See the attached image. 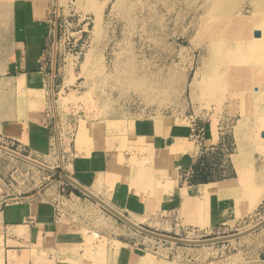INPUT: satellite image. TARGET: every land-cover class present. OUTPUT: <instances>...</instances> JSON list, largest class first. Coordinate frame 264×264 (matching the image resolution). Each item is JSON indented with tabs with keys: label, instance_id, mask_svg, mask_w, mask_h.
I'll use <instances>...</instances> for the list:
<instances>
[{
	"label": "rangeland",
	"instance_id": "rangeland-1",
	"mask_svg": "<svg viewBox=\"0 0 264 264\" xmlns=\"http://www.w3.org/2000/svg\"><path fill=\"white\" fill-rule=\"evenodd\" d=\"M48 4L41 73H31L33 79L25 84L14 73L12 88L0 82V108H8L0 110V143L56 171L0 150V200H55L59 220H68L82 235L91 258L108 246L111 253L121 248L131 254L125 264H264V226L234 240L177 244L132 228L63 177L78 179L84 171L77 166L80 155L105 149L122 158L126 182L138 176L142 182L135 183L137 198L126 197L130 207L100 190L101 196L146 228L203 239L241 232L264 220V77L225 71L229 48L226 44L224 55L217 54L219 46L212 42L222 16L240 11L252 17L260 12L259 0ZM262 64L264 57L258 61ZM83 123L91 129L80 135ZM34 127L42 131L41 141L30 137ZM182 152L193 156V171L191 166L179 169L176 184L233 182L218 196L220 219L211 221L209 198L193 200L188 208V199L174 195L170 170ZM84 176V184L96 183L93 173ZM144 181L154 183L148 188ZM115 185L103 183L102 188L114 192Z\"/></svg>",
	"mask_w": 264,
	"mask_h": 264
},
{
	"label": "crops",
	"instance_id": "crops-1",
	"mask_svg": "<svg viewBox=\"0 0 264 264\" xmlns=\"http://www.w3.org/2000/svg\"><path fill=\"white\" fill-rule=\"evenodd\" d=\"M48 1L38 0L39 5L35 8L31 6L34 0H0V82L4 86L14 87V73H18L19 82L22 77H25L27 83L33 79L30 76L31 73L36 71L41 73L39 70L45 65L44 56L49 36ZM4 106L0 110L7 111V104ZM5 126L2 130L6 132L7 126ZM41 134L42 131L34 127L31 129L30 137L41 141ZM169 138H175V136ZM176 157L177 162L175 161L170 172L174 173L176 170L177 176H180L179 169L189 168L193 156L190 158L188 154L186 156L180 154ZM79 159L82 162H77V166L84 171L78 173L79 180L72 177L87 188L92 187V192L103 200L105 199L101 196L100 190L108 194L111 201L118 203L119 206L122 204L129 206L131 202L127 201V196L137 198L135 194L138 195L139 191L135 183L142 181H139L138 176L126 182L127 176L122 169L120 156L108 155L105 149H93L86 156L80 155ZM83 159L87 160L84 162ZM114 163L118 169L115 166L112 167ZM88 173L95 175L96 183L86 185L82 182L84 174ZM147 179L152 180L151 178L145 180ZM173 179L175 182L173 191L176 198H181L182 201L187 199L181 194V188L188 185L181 186L176 184L175 177ZM103 183L116 184V190L114 192L103 190ZM152 184L145 182L143 186L150 188ZM219 195L223 194L208 197L211 221L220 219L215 207ZM29 197L0 200V264H125L129 258L131 259V254L124 253L121 248H118V252L114 254L110 252L108 246L104 253L101 251L102 255L91 258L86 251L82 235L72 230V224L68 223V220H59L56 212L58 205L55 200H35ZM135 204L139 202L135 201ZM187 207L192 208L191 205ZM65 209L71 221L73 213L68 207ZM234 215L236 214L229 213L228 217Z\"/></svg>",
	"mask_w": 264,
	"mask_h": 264
},
{
	"label": "bare ground",
	"instance_id": "bare-ground-1",
	"mask_svg": "<svg viewBox=\"0 0 264 264\" xmlns=\"http://www.w3.org/2000/svg\"><path fill=\"white\" fill-rule=\"evenodd\" d=\"M36 4H38V0H34V3H32V5H36ZM259 4L261 6L260 12L257 14L255 13V15L252 17L241 16L239 15L241 14L240 11L239 14L228 12L226 16L221 17L222 21L220 26L217 29H214L215 32L212 35V42L213 43L216 42L215 45L219 46V48L215 47L218 48L217 54L220 53V55L222 54L224 55L222 49L226 44L227 47L229 48L226 54H228L231 61L226 65L225 71L232 70L234 68L235 72L240 75L243 74L244 72L252 71L253 74H260L262 77H264V64L258 65V61H260L264 57V0H259ZM200 8L202 9V7ZM216 17L217 16L213 18L216 19ZM218 18L219 17H217V19ZM210 26L212 28V26L215 25H210ZM223 41H225L226 43H224ZM224 50H226V48ZM219 72L222 73V70H219ZM215 73L217 74V71H215ZM209 78L211 79L212 77ZM25 83H27V80L25 77H22L20 80V84H25ZM54 105H55V100H54ZM109 124H111V121L109 122ZM90 129L91 128L90 126H88L87 123H83L81 125V130L84 133L80 135L86 134L88 131H90ZM182 154L186 156L188 153L182 152L181 155ZM114 166L115 163L112 165V167ZM173 174H174L173 177L176 178L177 172L174 171ZM232 183L233 182H231V180L224 179L218 182H204V183L192 184L187 187L181 188V194L189 200L190 202L188 203L189 205L192 203L193 200H196L200 196H204L205 198H208V197H212L215 194H224L228 192L232 188L233 185ZM258 194L254 195L255 199Z\"/></svg>",
	"mask_w": 264,
	"mask_h": 264
},
{
	"label": "water",
	"instance_id": "water-1",
	"mask_svg": "<svg viewBox=\"0 0 264 264\" xmlns=\"http://www.w3.org/2000/svg\"><path fill=\"white\" fill-rule=\"evenodd\" d=\"M0 150L8 152L14 156L20 157L30 163H33L35 165H38L40 167H43L45 169H48L50 171H56L55 168L50 167L49 165L35 159L32 158L28 155L22 154L12 148H9L3 144L0 143ZM63 177L69 182L71 183L73 186H75L77 189H79L82 193H84L85 195L89 196L91 199H93L94 201H96L99 205H101L103 208H105L106 210H108L109 212H111L113 215H115L116 217H118L119 219H121L122 221H124L126 224H128L129 226H131L132 228L157 239H161V240H165V241H170L173 243H177V244H184V245H209V244H214V243H219V242H224V241H229V240H234V239H238L241 238L243 236H246L258 229H260L261 227L264 226V220H262L261 222H259L258 224L254 225L253 227L246 229L244 231L241 232H237V233H233V234H228V235H223V236H218V237H212V238H203V239H187V238H183V237H177V236H172L169 234H164V233H160L154 230H151L149 228L144 227L143 225H140L136 222H134L133 220H131L126 214L122 213L121 211H119L118 209H116L115 207H113L112 205H110L108 202H106L105 200H103L101 197H99L98 195H96L94 192H92L89 188H87L86 186H84L83 184H81L79 181H77L76 179H74L72 176L68 175V174H63Z\"/></svg>",
	"mask_w": 264,
	"mask_h": 264
},
{
	"label": "built area",
	"instance_id": "built-area-1",
	"mask_svg": "<svg viewBox=\"0 0 264 264\" xmlns=\"http://www.w3.org/2000/svg\"><path fill=\"white\" fill-rule=\"evenodd\" d=\"M197 160H195L193 163L194 165L196 164ZM191 168V171H193V165L190 167ZM190 174V173H189Z\"/></svg>",
	"mask_w": 264,
	"mask_h": 264
},
{
	"label": "trees",
	"instance_id": "trees-1",
	"mask_svg": "<svg viewBox=\"0 0 264 264\" xmlns=\"http://www.w3.org/2000/svg\"><path fill=\"white\" fill-rule=\"evenodd\" d=\"M203 183V182H202ZM78 193H80L79 191H77Z\"/></svg>",
	"mask_w": 264,
	"mask_h": 264
}]
</instances>
